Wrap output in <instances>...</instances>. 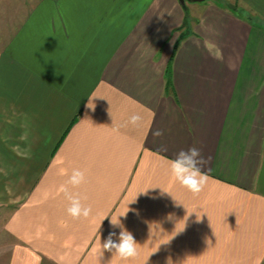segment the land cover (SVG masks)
Masks as SVG:
<instances>
[{
	"label": "crops",
	"instance_id": "0c3cea01",
	"mask_svg": "<svg viewBox=\"0 0 264 264\" xmlns=\"http://www.w3.org/2000/svg\"><path fill=\"white\" fill-rule=\"evenodd\" d=\"M193 147L196 196L169 166ZM117 218L133 261L101 249ZM6 239L9 264H264V0H0Z\"/></svg>",
	"mask_w": 264,
	"mask_h": 264
},
{
	"label": "clouds",
	"instance_id": "9594fccd",
	"mask_svg": "<svg viewBox=\"0 0 264 264\" xmlns=\"http://www.w3.org/2000/svg\"><path fill=\"white\" fill-rule=\"evenodd\" d=\"M141 121L142 116L139 114H133L129 119V123L133 126H139ZM153 135L159 137L163 133L157 130ZM206 164L207 160L202 156L200 150L195 147L187 151L181 150L175 159L169 161L173 180L178 182L194 196L198 195L207 184L208 176L202 171ZM85 182V171L80 168H73L68 177L67 185L71 186V188H79ZM61 191L64 192L70 202V207L67 209L69 216L73 219H86L91 215L92 208L82 203V198L79 193L74 194L70 192L68 187H62ZM111 222L114 226L121 228L118 242L113 239L116 234L110 233L108 238L101 244V249L113 252V254L125 262L135 260L139 254L135 237L131 232L123 228L118 218L115 221L111 219Z\"/></svg>",
	"mask_w": 264,
	"mask_h": 264
},
{
	"label": "rangeland",
	"instance_id": "374dc122",
	"mask_svg": "<svg viewBox=\"0 0 264 264\" xmlns=\"http://www.w3.org/2000/svg\"><path fill=\"white\" fill-rule=\"evenodd\" d=\"M19 202L16 201V205L18 204ZM11 242L9 240L6 239V242H5V245L6 247L2 250H0V264L1 262H3V264H9V256H10V253H11V249H9V247H7ZM2 252V253H1Z\"/></svg>",
	"mask_w": 264,
	"mask_h": 264
},
{
	"label": "water",
	"instance_id": "95a60500",
	"mask_svg": "<svg viewBox=\"0 0 264 264\" xmlns=\"http://www.w3.org/2000/svg\"><path fill=\"white\" fill-rule=\"evenodd\" d=\"M185 1H201V0H179L181 4H183Z\"/></svg>",
	"mask_w": 264,
	"mask_h": 264
}]
</instances>
